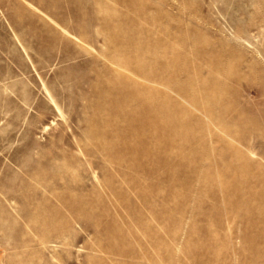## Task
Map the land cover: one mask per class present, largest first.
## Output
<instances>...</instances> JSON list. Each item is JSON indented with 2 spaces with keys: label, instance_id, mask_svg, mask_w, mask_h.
Segmentation results:
<instances>
[{
  "label": "rangeland",
  "instance_id": "obj_1",
  "mask_svg": "<svg viewBox=\"0 0 264 264\" xmlns=\"http://www.w3.org/2000/svg\"><path fill=\"white\" fill-rule=\"evenodd\" d=\"M0 264H264V0H0Z\"/></svg>",
  "mask_w": 264,
  "mask_h": 264
}]
</instances>
